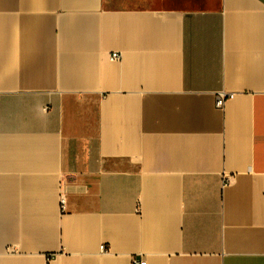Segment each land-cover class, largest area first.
Listing matches in <instances>:
<instances>
[{"label": "crops", "instance_id": "0c3cea01", "mask_svg": "<svg viewBox=\"0 0 264 264\" xmlns=\"http://www.w3.org/2000/svg\"><path fill=\"white\" fill-rule=\"evenodd\" d=\"M134 259L264 264V2L0 0V264Z\"/></svg>", "mask_w": 264, "mask_h": 264}, {"label": "built area", "instance_id": "2783aa9c", "mask_svg": "<svg viewBox=\"0 0 264 264\" xmlns=\"http://www.w3.org/2000/svg\"><path fill=\"white\" fill-rule=\"evenodd\" d=\"M122 55L120 52H113L110 56L111 60H119L121 59ZM234 94H226V93H220L216 99V106L219 108H222L225 104V102L229 99L232 98ZM61 204H62V210L65 209L66 207V198L62 196L61 199ZM103 251H105V246L103 247ZM138 261L134 259V264H137ZM140 264H146L145 261H141Z\"/></svg>", "mask_w": 264, "mask_h": 264}, {"label": "water", "instance_id": "95a60500", "mask_svg": "<svg viewBox=\"0 0 264 264\" xmlns=\"http://www.w3.org/2000/svg\"><path fill=\"white\" fill-rule=\"evenodd\" d=\"M262 2H264V0H261Z\"/></svg>", "mask_w": 264, "mask_h": 264}]
</instances>
